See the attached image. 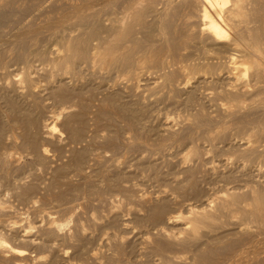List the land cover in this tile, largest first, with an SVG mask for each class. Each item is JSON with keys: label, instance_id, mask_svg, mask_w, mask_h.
Instances as JSON below:
<instances>
[{"label": "rangeland", "instance_id": "rangeland-1", "mask_svg": "<svg viewBox=\"0 0 264 264\" xmlns=\"http://www.w3.org/2000/svg\"><path fill=\"white\" fill-rule=\"evenodd\" d=\"M128 1L0 0V236L26 252L18 256L0 247V264H264V213L250 215V199L246 206L237 203L238 211L232 205L234 214L222 210L226 214L219 212L195 233L184 227L189 206L211 208L207 203L213 200L215 206L224 190L244 198L263 196L264 155L248 153L252 146L251 151L264 152V125L255 124L260 118L264 124V106H248L240 113L245 119L239 113L232 116L247 124L254 120L253 129L245 123L251 133L259 129L250 138L256 143L247 146L249 132L237 127L232 117H223L210 90L226 81L224 70L220 76L184 81L188 77L173 58L164 66L154 61L136 64L129 72L119 64L101 66L88 58H75L69 72L51 64L57 57L54 47L63 49L66 39L93 26L98 31L90 45L97 43L107 34L106 18ZM183 14L180 10L171 17L166 35L172 34L170 40L178 47L190 43L181 34L195 30L197 23L196 17L186 19ZM156 39L142 42L157 47L161 41ZM187 46L177 52H194ZM223 63L210 70L221 69ZM22 71L30 75L29 83L16 81ZM167 73L178 85L164 82ZM52 88L64 91L65 99L55 100ZM26 117L32 121L29 126ZM221 117L235 122L217 127ZM50 122L56 131L48 134L43 125ZM162 204L161 217L153 219L152 209ZM177 214L183 217L168 221ZM51 217L65 223L63 228L52 225Z\"/></svg>", "mask_w": 264, "mask_h": 264}, {"label": "bare ground", "instance_id": "bare-ground-1", "mask_svg": "<svg viewBox=\"0 0 264 264\" xmlns=\"http://www.w3.org/2000/svg\"><path fill=\"white\" fill-rule=\"evenodd\" d=\"M1 3H3V1ZM124 3H123V6L119 5V7L121 6V10L120 11H119L120 8L117 7V8H119L117 10V12L115 11L116 13L114 14V10H113L112 11L113 13H110L109 14V17L106 18V21H107V24H108V25L106 24L108 26V31H106L107 34L105 36L99 38V40H97L98 41L97 43H94L93 45H90V38L98 31L97 28L93 26L92 28H90L91 30L89 29L87 32H84L82 34H80L81 33L80 32L78 34V36H75V37H72L71 36L72 38H68L66 40L64 39L65 41L63 43H61L62 46H63V49L60 48V47H54V49H53V47H52L54 53L55 52L57 53V57L54 58L55 57L54 56L53 57L54 59L52 58L53 60L50 59V60L53 61V62L51 61L52 62L51 64H54V66L56 68L58 67V68H61V70L62 69L63 70H68V72H69V68H71L70 67L71 65L73 66L72 63H73V61H74L75 58H78V59L79 58H82V59L88 58V59H91V61H92L93 64H100L101 66H103V65H112V64H119L125 71H128L129 72V71H131V69L134 66H136V64H139L140 65V64L145 63L146 61L147 62L148 61H154V62L160 63V65L163 64L162 66H164V63L166 64V62H165L166 59L173 58L174 59V62L177 59L176 61H177V65H178L179 71L182 72L183 74H185L186 77H188V79L185 80L186 79L185 78L184 81H188L189 78L191 79V78H196V77L206 78V76L209 77L210 75H215V74H216V76H220L221 72H223L222 70H224V73H225V76H226V78H224V79L226 81L225 82L220 81L222 83H219V84H218L219 81L218 82L215 81V82H217V84H213L214 86H212L211 89H210L211 91L213 90L212 91V95L214 97V100L218 102L217 104L224 111V113H223V115H224L223 117L224 118H226V117H232V116L235 117L236 114L238 116V113L239 114L242 113V111L245 110V109H247L248 106L251 107L252 105H258V104H259V106L260 105L264 106V0H132V1L130 0V1L126 2L125 4ZM0 9H2V8H0ZM180 10H181V12L182 11L184 12L183 15H185V18L186 19L191 18V17H196L197 23L194 25L195 30H193V28H192V32H190L191 29L188 28V30H185L187 32L184 33L183 35L181 34L182 32L180 33L181 36H183V37L185 36L184 37V38H186L185 40L189 41L190 43L184 44L183 46L180 45L181 47L180 46L178 47L177 44L176 45L173 44V42H171V40H170V37H172V34H171L170 37H168L169 35L168 36H166V35L168 33V30L171 29V27H170V21H172V20H170L171 17L174 16ZM2 14H4V13H2ZM92 15H93V12H92ZM254 15H255V17H254ZM83 16L81 15V17H83ZM91 16H89V17H91ZM81 17H79V22L83 21L81 19ZM149 17H150V19H149ZM181 18H183V17H181ZM84 19H86V17ZM3 20H4V18H3ZM91 20H93V19L91 18ZM84 21H83V23H84ZM104 21H105V19H104ZM186 21L188 22V20H186ZM4 22H5V20L3 21V23ZM79 22H78V24H80ZM191 24H192V22L190 23V25ZM81 25H82V23H81ZM82 26H84V25H82ZM106 29H107V27L105 28V30ZM171 33H172V31H171ZM174 37L172 38L173 40H174ZM156 38H158V39H156ZM178 38H180V37H178ZM150 39H152V40L156 39L159 42L161 41L160 42V45H158L159 43L157 44L158 45L157 46L158 48L155 47V46L152 47L151 45H154L153 43H151V45H145V43L143 44L142 40H144V42H145V41H149ZM152 40H150V42ZM154 43H156L155 40H154ZM187 45H189V48H190V46L193 47L194 48V52H189V53L186 52L187 53V54L185 53L186 55H184L182 53L180 54L179 52H177V49H179V48H183L182 50H184L186 48L188 49V46ZM61 49L63 50L62 54H60ZM224 57H226V58H224ZM221 59H225V61H226V62L224 60L222 61V63L225 62V63H223L224 64L223 67L221 69L214 68V69L210 70V68L211 67H214V65L220 64ZM169 60L171 61V59H169ZM171 62H173V61H171ZM153 64L154 63H152L151 65L153 66ZM169 65L171 66V64H169ZM165 66H167V65H165ZM219 67H221V66H219ZM52 68H53V66H52ZM163 68H165V67H163ZM23 72L24 71H22V75L23 76L22 77H19L18 80H16V81H19L18 83H21V81L24 82V83L26 81H28V83H29V79H31V78H29L30 75L28 76V75H26L27 72H26V74H24L25 72L24 73ZM161 73H163V72H161ZM169 73H170V71H169ZM18 74H15V75H18ZM206 74H208V75H206ZM165 75H166V73H165ZM177 75H179V74H177ZM163 76H164V74H163ZM157 79H159V78H157ZM164 79H165V81L164 80H162V81H164L166 84H170L171 82H172V85L177 84V83L173 84V82H174L173 79L174 78H173V75L172 74L169 75L167 73V76L164 77ZM202 81H201V83H202ZM175 82H177V80ZM15 84H16V82H15ZM169 86H171V85H169ZM195 86H197V85H195ZM166 87H168V85ZM166 87H164V88H166ZM209 88H208V90H209ZM63 89H66V87L63 88ZM58 91H60V92H58ZM54 92H56V90L54 91V89H53V92L52 93H54ZM57 92L54 93V94L56 96H58L59 98L58 97H55L54 99L55 100H58L61 97V99L59 101H63L65 99V98H63L65 96V92L62 91V90H59V88H58ZM66 92H69L68 89H66ZM170 92L171 91H169L168 94ZM190 92L193 93V95H194V91L193 92L190 91ZM196 92L197 91H195V93ZM68 95H66V96H68ZM191 95L189 94V96H187V98L193 99ZM203 95H205V93H203ZM166 97H167V93H166ZM205 97H206V95H205ZM7 98H9V97H7ZM164 98H165V96H164ZM185 98H186V96H185ZM187 98L185 99V102L187 101ZM206 98H204V99H206ZM210 99H211V97H210ZM11 102H13V101H11ZM181 102H182V100H181ZM162 103H163V100H162ZM10 104H12V103H10ZM14 106H15V104H14ZM11 107H13V105H11ZM19 107H20V105H19ZM13 108H16V107H13ZM13 108H9V109L14 110ZM68 108L65 107L58 114L63 113L62 111H64L65 109H68ZM254 108L256 109V107H254ZM16 110H18V109H16ZM15 111H13V112H15ZM185 111H187V110H185ZM54 114H56V113H54ZM134 114H136V113H134ZM205 115H206V113H205ZM240 115H239V117H240ZM130 116H132V115H130ZM200 116L202 117V115H200ZM218 116H219V114H218ZM241 116H243V115H241ZM21 117H23V116H21ZM167 117L169 118V116H167ZM223 117H221L220 118L221 120L219 119V121L217 122L218 123V126L217 127H219V126H221V127L222 126L223 127L230 126L231 124H233L236 121L234 124L237 127L242 128V130L243 129L246 130L245 128H247V127L245 125L248 122L247 119H246L247 122H243L242 123V121H240L241 119L238 121L237 119H234L232 117L235 120L233 122V120H230L231 118L229 119L230 121H227L226 120L227 118L224 119ZM244 117H246V116H243V118ZM259 118L260 117H258V119ZM195 119H197V117ZM244 119H242V120H244ZM200 120H202V119H200ZM249 120H251V119L249 118ZM259 120H256L255 121V124L258 121V123L261 122L262 125H264L263 124V120L261 121V118ZM129 121H128V123H129ZM132 121H134V118H133ZM18 122H19V120H18ZM31 122L32 121L30 120V118H27L25 120V124H28V126L30 125ZM8 123H9V121H8ZM22 123L24 124V122H22ZM217 123H214V124H217ZM239 123H241V125ZM252 123L251 124H249V123L247 124V125H249L248 128H250V125H251V127L253 129L254 120H253ZM14 124H16V123H14ZM191 124H192V122H191ZM3 125H0V126H3ZM25 126H27V125H25ZM43 126H45L46 129L48 130L47 131L48 134L53 133V132L56 131L55 130L56 129L55 123L50 122V123L44 124ZM215 126L216 125H214V127ZM255 126L258 127V124L255 125ZM1 129L2 128H0V130ZM255 129L256 130H253V131L255 133H256V131L258 132L259 129H257V128H255ZM247 130H246V133L249 132ZM254 132H252V133L254 134ZM242 133H243V131H242ZM250 133H251V131L249 132V135L247 137V142H245L247 146H249L251 143H254L255 142L254 141L255 139L253 141L250 139V138H252V133L251 134ZM183 134H185V133H183ZM186 135H188V134L186 133ZM221 135L223 136V134H221ZM235 136H236V134H235ZM200 137H201V135H200ZM179 138L182 139L183 137L182 138L179 137ZM185 138H187V137H185ZM166 139H168V138L166 137ZM183 140H184V138H183ZM197 140H198V138H197ZM245 143H244V145H245ZM258 143H259V141H258ZM260 145H261V147L264 146V145L262 146V144H260ZM194 148H197V147H194ZM246 148L247 147H245V149ZM248 149H250V147ZM248 149H246V151ZM184 150L187 151V149H184ZM251 150H253V146L250 149V153L251 152H253V153L256 152V154H257V151H258V154L260 153L259 155H264V152H263V154L261 153V151L263 150V148L260 151L259 150L251 151ZM188 151H190V149ZM191 151L193 152V154L194 153L195 154L198 153L196 151V149H192L191 148ZM241 151H243V150H241ZM43 152L44 153L46 152L45 149L43 150ZM178 153H180V152H178ZM188 153L189 152H187L186 154H183L184 156L182 157V159H184V161H186L185 159H187V154ZM250 153H248L250 156L251 155H255V154H252V153L250 154ZM190 154H192V153H190ZM193 154H192V156L195 155V154L194 155ZM263 158H264V156H263ZM263 166H264V164H263ZM188 168H190V167H188ZM200 170L198 171V173L200 172ZM208 170H206V171H208ZM172 172H173V170H172ZM166 173L167 172H165V174ZM201 173H202V171H201ZM201 173H200V175H201ZM195 174L197 175L196 172H195ZM205 174H206V172L204 173V176H205ZM232 174H230V175H232ZM187 175H189V174H187ZM196 175H194V176L196 177ZM194 176H192V177L194 178ZM204 176H203V178H204ZM213 177H215V176H213ZM183 178H184V176H183ZM200 180H202L201 179V176H200ZM204 180H206V179H204ZM221 180H222V178H221ZM229 182H231V181H229ZM210 184H211V182H210ZM179 185H181V184H179ZM193 187L195 188L194 190L196 191V188L197 187H195V186H193ZM179 188H180V186H179ZM173 189H174V187H173ZM201 189H202V187H201ZM182 190H184V188ZM229 190L230 189H227L226 191L224 190V194H223L224 196L222 195V197L220 199H218L219 201L216 203L215 206L213 205V200H210L207 204H209V206H211V208H207V207H200L199 208L198 205H197L198 208H196V206H189L188 210L186 209L188 215L186 216L184 214L185 215V223L184 222L183 223L186 224V225H184V227L186 226L185 227V230L195 233V232L198 231V229L201 226H204V225L208 224L207 221L209 222L211 219H212L211 221H214L215 219H217V217L219 215L218 213L220 212V215H221V213L223 212L222 210H226V212H227V209H229V211H228L229 213L228 214H231V213H233L236 210L235 209L236 207L237 208L239 207L237 203H239V204L244 203L245 205L244 204L243 205L246 206L248 199H250V200H248L250 202L247 205H251L252 206V211L251 212H248V211L245 210V212H248L250 215L253 214V216H254V214L257 215V216H261L262 213H264V194H263V196H261L262 194H257L255 192L256 195L253 194L249 198H244V196L241 197L240 194L239 195L238 194H235L233 192H230ZM252 191H255V190L252 189ZM186 195H187V193H186ZM182 196H184V194H182ZM187 198H189V197H187ZM200 198H202V197H200ZM234 204H236V206ZM232 205L234 206V209L235 210L233 208L230 209V207ZM163 206L165 207V205H163V204L162 205H157L156 207H154L152 209L153 210L152 211L153 212L152 213V218L153 219L154 218L157 219V218H160L161 217V215L163 213V210H164V207ZM206 206H208V205H206ZM243 207L242 208L240 207V210L241 211H243L245 209ZM240 210H239V212H240ZM236 211H238V209ZM223 213H225V212H223ZM243 213H244V211H243ZM181 217H183L181 214L171 215V216H168V221L169 222H172V221L175 222L176 220H178ZM48 222H50V221H48ZM51 223H52V225L54 224L55 227L58 228V229H62L63 226H64V224H65V223L62 224V222L60 223L59 220H57L55 217L53 219L51 217ZM0 247L1 248L2 247L5 248V249H2V250L0 249L1 251H4V253H5V251H10V252L15 253L18 256H23L26 253L25 250H23V249L21 250V249H18V248H15L14 246H12L11 243H9L8 241H6V239H4V237L2 238L1 236H0ZM6 248H8V249H6ZM13 253H12V255H13ZM20 262H21V260H17L16 261V264H20ZM28 264H29V262H28Z\"/></svg>", "mask_w": 264, "mask_h": 264}]
</instances>
